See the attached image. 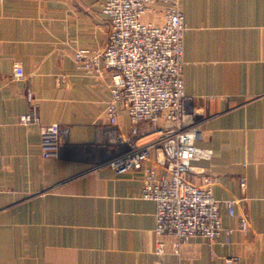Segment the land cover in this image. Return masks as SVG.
I'll use <instances>...</instances> for the list:
<instances>
[{"label":"crops","instance_id":"1","mask_svg":"<svg viewBox=\"0 0 264 264\" xmlns=\"http://www.w3.org/2000/svg\"><path fill=\"white\" fill-rule=\"evenodd\" d=\"M100 6L0 0V264H226L227 256L264 264V0H180L184 90L199 112L196 142L211 148L185 176L211 178L215 197L234 199V215L219 203L229 242L194 234L177 254L168 234L159 236L165 251H154L155 204L139 194L141 169L101 163L114 132L143 133L150 125L130 121L120 104L110 124L109 70L94 75L75 65V47L105 44L109 24ZM15 62L22 76L14 75ZM27 89L39 119L64 129L58 157H42L37 125L17 121L28 108Z\"/></svg>","mask_w":264,"mask_h":264},{"label":"built area","instance_id":"2","mask_svg":"<svg viewBox=\"0 0 264 264\" xmlns=\"http://www.w3.org/2000/svg\"><path fill=\"white\" fill-rule=\"evenodd\" d=\"M100 10L109 24L105 44L99 51L75 47V65L94 75L109 70L110 94L104 113L110 124L116 122L120 104L130 121L150 125L143 133L114 132L101 163L115 171L141 169L139 194L155 204L156 253L165 251L159 238L163 234L172 236L170 250L176 254L194 234L208 241L222 235L220 242H229L232 228L222 224L219 203L222 201L233 216L234 199L215 197L209 177L203 183H194L185 176L191 160L208 157L211 148L196 142L201 135L199 112L192 108L190 95L184 90L186 24L180 0H101ZM13 72L22 76L19 62L14 63ZM64 78L61 73L57 80ZM25 98L28 108L18 114L17 121L37 125L42 157H58L67 144L64 129L58 122L39 119L30 89L25 91ZM149 158L153 162L145 163ZM244 185L241 175L239 186ZM238 227L243 231L248 228L246 217L238 218ZM225 263L238 264L236 256H227Z\"/></svg>","mask_w":264,"mask_h":264}]
</instances>
